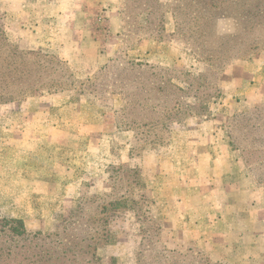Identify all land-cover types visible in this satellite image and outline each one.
I'll return each instance as SVG.
<instances>
[{"label": "rangeland", "instance_id": "374dc122", "mask_svg": "<svg viewBox=\"0 0 264 264\" xmlns=\"http://www.w3.org/2000/svg\"><path fill=\"white\" fill-rule=\"evenodd\" d=\"M248 1L216 0L218 17L198 39L190 34L195 18L187 17L188 36L178 32L174 0H158L149 22L143 12L153 0H0V45L40 52L11 75V88L24 91L0 102V219H23L28 229L19 241L0 234L1 252L15 250L0 264H264V119L248 115L254 127L239 133L238 114L264 105H247L242 79V65L264 52V15L248 21ZM189 41L204 55L224 52V62L210 58L219 70ZM44 55L62 59L71 78L48 69ZM35 56L47 61L36 70L29 68ZM150 66L158 73L151 80H170L166 93L153 91L154 101L197 113L171 120L166 145L156 148L145 147L140 129H125L122 111L126 84L140 89L129 97L131 110L144 108ZM42 72L46 86L31 90ZM199 75L208 80L200 88L191 83ZM28 123L49 125L41 129L56 142L35 150L26 136L38 142L39 130L28 133ZM234 131L250 144V166L231 142ZM121 167L137 171L120 173L119 187L139 203L111 218L109 239L93 256L86 228L65 232V222L83 209L80 199L91 213L86 198L111 192ZM69 239L80 254L55 255Z\"/></svg>", "mask_w": 264, "mask_h": 264}, {"label": "trees", "instance_id": "16d2710c", "mask_svg": "<svg viewBox=\"0 0 264 264\" xmlns=\"http://www.w3.org/2000/svg\"><path fill=\"white\" fill-rule=\"evenodd\" d=\"M155 3L152 7L147 6V11L145 10L143 14L146 16V20L154 21L156 20L155 17L154 20H152L151 15L155 13V6L159 5L158 0H153ZM176 2V3H175ZM249 3H247L246 7V16H248L249 19H257L260 15H264V6L259 2V0H249ZM218 8V5L216 3V0H174V5L172 7V13L173 17L175 18L176 22V28L178 29V32H182L183 36H188V32L186 31V22L187 17L188 18H195V24L198 26L194 31H190L192 33L191 36L196 37L198 39H201L202 36H206L204 32V28L206 25H209L211 20H213L214 17H218L215 13V10ZM122 13V12H121ZM186 16V18H185ZM158 19V18H157ZM160 20H162V16L160 17ZM160 24H154L150 23L152 25H155V27H162V22L159 21ZM142 31H136L135 34H139L140 37L147 38V36H152L151 34L145 35L141 34ZM221 40V47L222 43H224L223 39L224 37H219ZM190 42V41H189ZM0 102L12 100L13 98H18V95L24 90L21 91H15L11 88V86L15 83V80L12 79L11 75L17 74V71L19 70H26V64H29L32 59H26V55H32V54H39L40 52H21L16 49V46L14 48H11L8 43H5L3 45H0ZM190 47L195 51L196 54L199 55L201 60H205L210 66H213L215 69L219 70L220 65L218 63H214L210 60V58H213L214 60L219 59L220 63L225 60L224 52L220 51H210L208 55H204L205 53L201 48L196 47V45H193L190 42ZM225 50L229 49V46L224 47ZM220 54V55H219ZM46 58H48V69L59 70L62 72L67 73V78H71L72 73L69 71L68 67L64 66L63 60L56 57H50L48 55H44ZM33 59H37V56L33 57ZM43 64L44 62H47L43 59H37L35 60V63L33 65H29L30 69L36 70L39 67L40 63ZM37 63V64H36ZM137 65L142 66V64L137 63ZM218 67V68H217ZM36 68V69H35ZM136 68V67H135ZM156 66H150L149 70H152L151 74H149L146 77V84L145 87L150 83H152L151 88H148L146 92L148 93L147 97L143 98L145 100V106L142 109L137 108L134 106L131 110V102H129V97L133 94H137L140 90L138 86H129L126 84L127 88L125 90L126 92V103L125 107L122 109V111L125 112V117L127 118V121L125 123V129L126 130H135L140 129V134L142 135V138L144 139L143 144L145 147L148 148H156L157 145H166V134L165 132L168 130L170 121L178 118L179 114H185L187 115H193L197 114L194 111H191V107L189 110V105L187 104V110L183 109V105L181 108H179L177 111L174 110V107L168 102H159L154 101V93L153 91L156 90L157 92L166 93V89L169 86L168 82L170 80L165 79L162 84H157V80H151L153 77L157 76L158 73H156L157 70ZM162 69V68H161ZM162 71V70H160ZM22 73V72H20ZM43 74V81L41 83H38L35 85V87H31V90H34L36 88H40L43 86H46L44 82H46L47 76H45L44 72ZM137 75L135 74L130 82L136 80ZM28 78V77H27ZM163 78H161L162 80ZM191 83L196 80V82L199 84V88L204 84V82H208L207 78L205 76L199 75V76H191ZM185 82H189V79H185ZM189 83L190 87L192 84ZM141 84V81L140 83ZM194 84V83H193ZM129 86V87H128ZM174 87V85H172ZM180 89V88H179ZM182 91H185V89H180ZM188 93H186L187 95ZM16 96V97H15ZM195 98H198L197 93L193 95ZM185 104V103H184ZM176 109V108H175ZM202 109L204 111L206 110V106L203 105ZM131 111L135 114V117H132ZM261 115L262 119H264V105H262L260 108L256 110H247L246 112L238 114V116H241L244 119L243 127L240 128L239 133H247V131L254 127V123L249 122L248 115ZM259 128L264 129L263 121L262 124L259 125ZM244 130V131H242ZM238 132H232V144L236 146V148L243 150V159L247 166H250V157H249V147L250 144L245 143V141L240 137ZM134 147H132V152ZM125 168H117V181L112 180L113 184V190L111 192H99L101 195L104 196V198H101V200H98L95 195L89 196L86 198V200H89L87 203H89V207L92 209L91 213L85 212V204H82L81 199L80 206L83 208L80 210L76 215H73L74 217L68 218V221L65 222V229L63 231H72L75 229V225L78 227V229H82L85 227L84 230L91 236L87 239L88 246H93L94 253L93 256H96L95 253L98 250L99 247H102L101 241H108L110 236V231L108 229V226L110 224L111 218L117 214L118 212H121L124 209L131 208L132 204H137L139 201L135 198H129L126 196V194L121 192V187H119V183L122 182L124 178V174L120 175V173L132 171L136 174V170H123ZM118 182V183H117ZM136 185H140V182L138 179L135 181ZM86 203V204H87ZM82 205V206H81ZM0 234L6 235L8 238H11V240L19 241L28 236V229L26 227L25 221L23 219L19 218H3L0 219ZM57 234V233H56ZM93 240V242H91ZM71 243L68 245H64L67 247H62V249L55 251V255H77L80 253L73 252V245H77V243L73 239H69ZM7 252H1L0 250V258L3 259L5 255H11L15 252L12 248L6 249Z\"/></svg>", "mask_w": 264, "mask_h": 264}, {"label": "crops", "instance_id": "0c3cea01", "mask_svg": "<svg viewBox=\"0 0 264 264\" xmlns=\"http://www.w3.org/2000/svg\"><path fill=\"white\" fill-rule=\"evenodd\" d=\"M105 3V2H104ZM146 42V41H145ZM141 46H143V42L140 43ZM148 45V43H144V45ZM242 72H243V81L245 82V88L247 89L246 96L248 99L246 100L247 105H252L255 104L258 101L264 100V52L261 53L260 55L256 56L253 59H250L246 61L242 65ZM245 94V93H244ZM243 101V100H242ZM42 127H49V125H44L41 123L35 124V123H28L26 126L27 132L32 133L35 130H39V140L38 142L33 141L31 139V136H26L27 137V143L29 144H38L39 147H36L35 150H40L43 151L44 149L42 148V143L47 144L48 142H53L51 137L47 136L44 131L41 129ZM31 135V134H30ZM237 163H240V161H237ZM70 166H68L69 168ZM72 187L69 189V193L73 194L77 190V186L75 184H70Z\"/></svg>", "mask_w": 264, "mask_h": 264}]
</instances>
